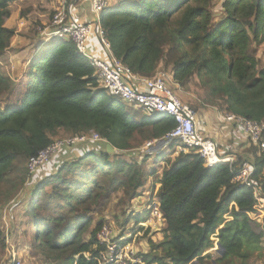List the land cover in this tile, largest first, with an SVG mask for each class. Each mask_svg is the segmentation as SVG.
<instances>
[{
	"label": "trees",
	"instance_id": "16d2710c",
	"mask_svg": "<svg viewBox=\"0 0 264 264\" xmlns=\"http://www.w3.org/2000/svg\"><path fill=\"white\" fill-rule=\"evenodd\" d=\"M16 1L0 0V57L15 35L6 22L9 6ZM214 1L218 0H121L101 14L100 24L112 56L133 75L152 78L159 70L166 71L181 88L192 78L200 79L209 96L223 99V112L262 120L264 68L247 49L252 39L264 40V0H224L226 16L213 25L210 6ZM26 77L21 99L0 108V186L19 160L28 161L48 147L59 130L71 136L94 131L114 149L127 151L134 135L150 129V139H161L175 125L168 116L153 120L138 117L132 108L108 96L89 62L69 40L53 39L39 50L28 64ZM11 88V80L0 72V95ZM177 145L172 141L166 148L174 151ZM93 156L87 153L62 165L55 175L31 189L27 217L34 240L48 257L54 255L58 264H98L104 250L96 240L101 223L93 228L88 242L82 238L91 220L79 212L78 205L84 197L96 195L90 173L61 188L60 196L46 190L52 182L64 183L60 178L64 172L84 174L81 164ZM112 157L101 153L94 160L96 168L109 176L111 183L122 184L129 201L139 198L137 191L156 172L146 171L136 162L111 161ZM243 165L251 169L253 181L264 193V183L257 179L264 170V154L257 153L253 162L239 166ZM233 178L228 165L205 167L191 152L165 161L155 181L159 184L156 200L165 224L164 237L158 244L150 242L149 253L137 255L142 263L246 264L259 249L264 227L252 219L257 215L252 190L232 183ZM41 192L46 194L43 206L38 201ZM51 200L59 212L40 217L38 210L49 208ZM146 217L136 214L133 221L138 225ZM214 238L223 255L207 262L209 254L204 253L213 248Z\"/></svg>",
	"mask_w": 264,
	"mask_h": 264
},
{
	"label": "rangeland",
	"instance_id": "374dc122",
	"mask_svg": "<svg viewBox=\"0 0 264 264\" xmlns=\"http://www.w3.org/2000/svg\"><path fill=\"white\" fill-rule=\"evenodd\" d=\"M56 2L57 0H18L9 6L10 17L6 22V27L13 29L15 35L8 49L0 57V72L11 80L12 88L0 95L1 109L14 105L21 99L27 83L26 73L29 62L39 50L53 42V39L47 40L42 32L52 23L57 7ZM223 3L224 0H218L210 6L213 25L226 16ZM87 10L89 15L94 17L89 7ZM249 34L251 37V33ZM247 52L258 60L259 67L264 68V40L254 41L252 39ZM203 83L200 79L192 78L186 87H180L176 91L180 100L197 112L199 132L216 143L220 154L226 153L238 160L237 165L253 162L257 156L255 148L240 131L232 125L224 124L217 117L214 109L223 112L225 103L221 97L209 96V89ZM132 111H136L138 117H142L139 110L132 109ZM207 124L210 125V132L204 134L206 132L204 127L208 126ZM150 135V129H146L132 137L127 151L111 153L115 156L111 158V161H126L130 164L136 162L141 164L146 171L153 169L156 172L157 175L150 178L143 189L137 191L140 195L139 199L129 201L124 194L122 184H113L109 181V176L101 174V170L96 168L94 161L98 157L97 154L82 162L80 171L84 174L75 176L64 172L60 175L64 183L52 182L46 189L50 194L56 193L60 196L61 188L66 189V186L73 183L75 179L80 180V177L86 175L85 173H90L89 181L93 180L96 195L92 199L84 197V202L78 205L79 212L87 214L91 220V224L83 233V242L89 241L90 233L98 223L109 226L115 239L125 237L126 243L133 247L136 255L149 253L151 251L150 242L158 244L163 240L164 221L162 217L151 216L150 207H152L153 199H156L157 183L155 181L165 167V161H172L177 155H174L171 149L165 148L159 154L144 157L139 150L147 142L155 141L150 139ZM67 137L72 136L59 130L53 137V141ZM110 151L107 149L105 152L110 154ZM26 164L25 159L19 160L13 172L0 186V264H58L53 261L52 256L54 255L48 257L47 252L43 253L38 248V242L34 240V230L27 217V206L31 198L32 187L44 178L33 182L28 175ZM257 179L260 183H264V170L257 176ZM45 198V192H41L38 200L41 206L45 205ZM54 205L55 201L51 200L49 208L38 210L37 213L40 217L55 215L59 210L55 209ZM142 213L146 214L147 219L144 225H136L133 216ZM256 214L258 217L255 222L264 227V214L261 212L260 214L256 212ZM213 240V248L204 253V255L209 254L210 258L207 262L221 257L219 250H216L217 240L215 238ZM63 252L67 255L66 251L63 250ZM155 253H160V251ZM246 264H264V231L259 249L253 252V256L247 260Z\"/></svg>",
	"mask_w": 264,
	"mask_h": 264
},
{
	"label": "built area",
	"instance_id": "2783aa9c",
	"mask_svg": "<svg viewBox=\"0 0 264 264\" xmlns=\"http://www.w3.org/2000/svg\"><path fill=\"white\" fill-rule=\"evenodd\" d=\"M56 4L51 25L42 32L47 40H69L76 52L89 62L100 86L108 96L118 99L127 107L139 110L146 119L153 120L160 116L173 118L175 125L160 139L167 141L160 151L170 142L176 141L178 145L174 149V155L194 153L205 167H213L217 164L228 165L234 173L232 183L251 189L256 202L254 210L264 214V193L253 181L251 169L247 165H235L236 159L231 155L220 156L216 143L199 132L198 114L180 100L176 92L180 87L173 80L171 73L158 71L152 78H142L133 75L127 67L112 56L110 44L100 24L101 14L109 8L108 0H57ZM82 5L90 7L94 15L93 22L84 21L77 15ZM92 35L97 36L104 52L110 57L109 61L98 59L88 52L87 44ZM214 110L224 124L232 125L240 131L259 155L264 154V119L254 121ZM160 140L147 142L139 152L150 153V149ZM88 142L107 143L94 131L54 140L36 156L28 159L26 168L29 177L33 178L40 169L49 166L55 155L62 149ZM150 212L153 217H162L156 201H153ZM257 217L258 214L252 219L256 220ZM140 225L144 224L140 223ZM96 240L99 246L104 247L97 258L98 264H144L137 257L133 247L126 243L125 237L115 239L109 226H101Z\"/></svg>",
	"mask_w": 264,
	"mask_h": 264
},
{
	"label": "crops",
	"instance_id": "0c3cea01",
	"mask_svg": "<svg viewBox=\"0 0 264 264\" xmlns=\"http://www.w3.org/2000/svg\"><path fill=\"white\" fill-rule=\"evenodd\" d=\"M120 1L121 0H108L109 8L115 7ZM87 7H89V6L88 5L80 6V8L77 11V15L84 21L93 22L94 17L89 15ZM87 50L91 55H93L94 57H96L98 59L108 60V61L110 59V57L104 52L99 41L97 40V36H95V35H92L91 38L89 39L88 44H87ZM207 125L208 126L204 127L206 130V132L204 134H207V132H210L209 131L210 125L209 124H207ZM107 144L108 143H90V142H88V143H84V144H78L72 148L62 149L61 151H59L55 155V157L52 159V163L49 166L40 169L38 171V173L33 176L32 181L37 182L38 180H40L42 178H45L47 176L52 175L53 173H56L62 165L66 164V163L74 162L80 158H83V157H85V155L87 153H94V154H97V156H99L100 153H104L108 149ZM112 149L114 150V153L118 151V150L114 149L113 147H112ZM110 154H111V152H110ZM150 154H155V153L150 152ZM156 185H157V187L155 190L156 191L155 194L157 193L158 188H159V184H156ZM137 199H139V198H137ZM153 201L157 202L156 199H153Z\"/></svg>",
	"mask_w": 264,
	"mask_h": 264
},
{
	"label": "water",
	"instance_id": "95a60500",
	"mask_svg": "<svg viewBox=\"0 0 264 264\" xmlns=\"http://www.w3.org/2000/svg\"><path fill=\"white\" fill-rule=\"evenodd\" d=\"M166 144H167V141L160 140L155 147H153L152 149H150V152H152V153H158L164 147V145H166ZM107 148L111 150L110 151L111 153L114 152V150L112 149V147L109 144H107ZM216 250H219V254L222 257L223 250L220 249V247H219L218 244H217V249ZM193 263H195V261L192 262L191 264H193Z\"/></svg>",
	"mask_w": 264,
	"mask_h": 264
}]
</instances>
